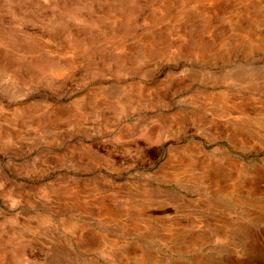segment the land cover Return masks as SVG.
I'll return each instance as SVG.
<instances>
[{
    "label": "rangeland",
    "instance_id": "obj_1",
    "mask_svg": "<svg viewBox=\"0 0 264 264\" xmlns=\"http://www.w3.org/2000/svg\"><path fill=\"white\" fill-rule=\"evenodd\" d=\"M0 264H264V0H0Z\"/></svg>",
    "mask_w": 264,
    "mask_h": 264
}]
</instances>
